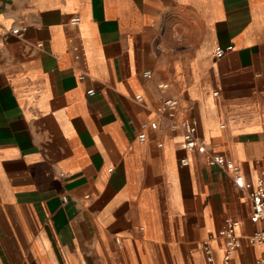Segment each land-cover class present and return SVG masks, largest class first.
<instances>
[{
  "label": "crops",
  "instance_id": "0c3cea01",
  "mask_svg": "<svg viewBox=\"0 0 264 264\" xmlns=\"http://www.w3.org/2000/svg\"><path fill=\"white\" fill-rule=\"evenodd\" d=\"M258 176L264 0H0V264H254Z\"/></svg>",
  "mask_w": 264,
  "mask_h": 264
},
{
  "label": "built area",
  "instance_id": "2783aa9c",
  "mask_svg": "<svg viewBox=\"0 0 264 264\" xmlns=\"http://www.w3.org/2000/svg\"><path fill=\"white\" fill-rule=\"evenodd\" d=\"M77 18H72L71 23L76 24ZM25 30L24 27L20 29H12L11 34L19 35ZM216 57H220L222 50L219 48L215 49L214 52ZM144 77H149V72L144 71L142 73ZM158 88H166L165 84H158ZM88 94L92 93V90L87 91ZM214 95L216 92L213 93ZM139 99V98H137ZM177 107V100L175 98H164L161 104L162 111H167L169 116H172ZM176 124H174L175 126ZM183 131L181 147L186 151H195L197 153H205V143L197 135L196 125L194 122L189 120H183L178 124ZM151 129L155 128V123H149ZM139 141L145 139L144 132H140L137 135ZM207 165L209 167L218 168L226 173L232 175L233 182L236 187H243V173L240 166L233 160L219 154H210L207 157ZM180 165H186L187 161L184 159L179 160ZM248 198L250 201V221L253 223H260V227L254 231L250 236L246 238L247 243L250 245H256L264 248V178L258 176L256 178V185L253 189L248 191ZM65 201V199H63ZM218 236L223 239L224 253L223 262L224 264H231V254L240 246L239 237L235 234V222L226 220L223 228L218 232ZM202 249L205 254L210 253V248L207 243L202 244ZM254 264H264V256L259 258Z\"/></svg>",
  "mask_w": 264,
  "mask_h": 264
}]
</instances>
